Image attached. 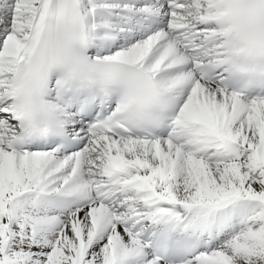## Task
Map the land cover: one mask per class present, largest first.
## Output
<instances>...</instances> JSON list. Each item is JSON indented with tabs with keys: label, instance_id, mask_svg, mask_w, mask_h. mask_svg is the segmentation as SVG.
<instances>
[{
	"label": "snow or ice",
	"instance_id": "obj_1",
	"mask_svg": "<svg viewBox=\"0 0 264 264\" xmlns=\"http://www.w3.org/2000/svg\"><path fill=\"white\" fill-rule=\"evenodd\" d=\"M0 264H264V0H0Z\"/></svg>",
	"mask_w": 264,
	"mask_h": 264
}]
</instances>
